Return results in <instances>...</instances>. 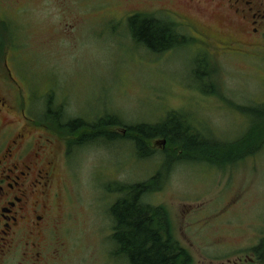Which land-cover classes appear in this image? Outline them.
I'll return each instance as SVG.
<instances>
[{
  "label": "rangeland",
  "instance_id": "374dc122",
  "mask_svg": "<svg viewBox=\"0 0 264 264\" xmlns=\"http://www.w3.org/2000/svg\"><path fill=\"white\" fill-rule=\"evenodd\" d=\"M148 1L0 0V11L14 18L0 25V50L14 52L10 63L32 99L30 114L45 118L42 123L56 134L52 111L61 121L96 123L107 115L119 120L106 129L120 138H95L70 150L64 143L58 160V192L75 200L72 210L81 222L73 230L75 264H127L93 223L109 227L108 210L121 195L114 189L135 183L151 185L142 201L166 209L173 236L189 250L193 264L264 243V145L244 158L232 151L214 162L155 137L149 142L159 141L150 147L154 153L139 157L128 130L176 113L190 129L188 143L223 145L246 135L264 111V38L253 51L242 47L243 54L236 47L201 46L198 39L151 52L133 41L134 26L118 20L123 13L149 15L152 7L169 5ZM221 50L232 54L218 56ZM177 124L175 119L180 136Z\"/></svg>",
  "mask_w": 264,
  "mask_h": 264
},
{
  "label": "flooded vegetation",
  "instance_id": "af4514ba",
  "mask_svg": "<svg viewBox=\"0 0 264 264\" xmlns=\"http://www.w3.org/2000/svg\"><path fill=\"white\" fill-rule=\"evenodd\" d=\"M167 1L169 5L152 7L149 15L139 11L123 13L118 20L127 22L126 26H130L135 17L137 22L140 17L156 20L175 33L177 42L198 39L201 46L218 50L236 47L239 54H243L242 47L253 51L257 40L264 38V0ZM13 20L0 11V25H10ZM132 39L134 41V37ZM172 47L175 48L169 45L160 52L170 51ZM13 53L9 48L0 50V264H75L73 230L81 222L72 210L75 200L60 196L55 175L58 160L65 152L63 144L70 150L76 145L72 142L75 136L52 133L30 114L32 99L13 71L10 63ZM215 53L218 56L232 54L226 50ZM53 112L63 120L58 111ZM90 122L86 121L89 130L93 128ZM37 128L46 129L45 132L54 136H43ZM101 137L96 138L103 140ZM165 141L162 138L161 143ZM101 217L106 216H97ZM108 217L109 227L106 222L101 225L96 220L93 229L105 234L103 239L109 236L113 241L115 222L113 216ZM202 264H264V243L235 248L228 255L212 257L208 263L204 258Z\"/></svg>",
  "mask_w": 264,
  "mask_h": 264
},
{
  "label": "trees",
  "instance_id": "16d2710c",
  "mask_svg": "<svg viewBox=\"0 0 264 264\" xmlns=\"http://www.w3.org/2000/svg\"><path fill=\"white\" fill-rule=\"evenodd\" d=\"M132 19L133 23L130 26H134L133 37L136 43L144 45L157 53L166 49L169 45L174 46L175 43H181L176 41L175 33L173 31L169 32L161 22L142 17L139 18L141 19L139 22H137L136 17ZM259 112L261 115L251 123L246 135L237 141L223 145L206 146L208 142L203 140L200 143H188L185 140V133H189L190 129L176 113H171L168 118L158 124L138 123L128 128V130L139 157L151 156L154 152L150 149L151 143L149 142L155 137H161L166 140L169 139L174 146H177L185 154L207 155L209 160L215 162V159L223 155L226 157L232 151L237 153V158H244L260 150L264 145V111ZM54 114L55 112L52 111L51 118L58 128V131L55 132L64 137L66 136L61 134L59 130H66L73 134L75 139L72 142L76 145H80L85 141H92L96 137H101V134V138L107 140L118 139L122 135L106 129L111 125L119 124L116 117L108 115L102 117L96 124H91L93 128H90V130L96 129V132L91 130L90 134L87 132V135H85L84 128H87V123L83 119L76 118L61 121L62 119ZM175 119L183 129L180 136L172 125ZM44 120L45 118L37 123L45 125L42 123ZM99 130H102V132ZM150 186L148 183H135L121 185L114 189L120 192L121 195L108 210L114 218L116 229L112 239L117 249L113 253L123 256L127 264H193L189 250L173 236L166 209L142 201V195L148 191Z\"/></svg>",
  "mask_w": 264,
  "mask_h": 264
}]
</instances>
